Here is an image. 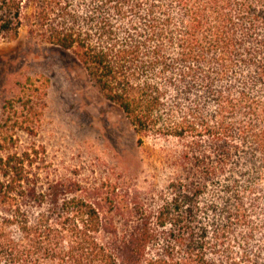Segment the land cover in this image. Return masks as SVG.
Returning a JSON list of instances; mask_svg holds the SVG:
<instances>
[{
	"label": "trees",
	"instance_id": "1",
	"mask_svg": "<svg viewBox=\"0 0 264 264\" xmlns=\"http://www.w3.org/2000/svg\"><path fill=\"white\" fill-rule=\"evenodd\" d=\"M24 25L71 51L138 142L162 189L53 178L33 94L0 122V264H264V0H0V40ZM78 170L75 171V174Z\"/></svg>",
	"mask_w": 264,
	"mask_h": 264
},
{
	"label": "rangeland",
	"instance_id": "2",
	"mask_svg": "<svg viewBox=\"0 0 264 264\" xmlns=\"http://www.w3.org/2000/svg\"><path fill=\"white\" fill-rule=\"evenodd\" d=\"M28 93L40 116L34 133L17 134L22 145L44 146L42 161L53 178L75 177L88 187L126 179L142 192L167 184L169 171L159 153L176 147V139L150 135L140 144L123 110L105 97L80 60L24 25L15 37L0 40V122L7 101L18 106Z\"/></svg>",
	"mask_w": 264,
	"mask_h": 264
}]
</instances>
